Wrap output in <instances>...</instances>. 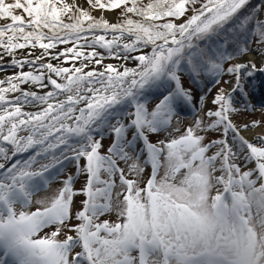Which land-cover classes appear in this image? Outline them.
Here are the masks:
<instances>
[{"label": "snow or ice", "instance_id": "snow-or-ice-1", "mask_svg": "<svg viewBox=\"0 0 264 264\" xmlns=\"http://www.w3.org/2000/svg\"><path fill=\"white\" fill-rule=\"evenodd\" d=\"M85 3L0 0V71L14 70L0 78V264H264V134H242L264 133V115L232 119L256 110L249 82L264 73V6L241 16L249 0ZM253 53L260 64L243 59ZM185 71L211 78L214 107L209 88L202 117L152 143L193 101ZM225 75L229 88L217 87ZM153 89L165 91L149 110ZM213 130L219 138L206 142ZM66 164L83 185L69 172L28 210ZM113 212L115 222L101 219ZM62 229L73 234L59 240Z\"/></svg>", "mask_w": 264, "mask_h": 264}, {"label": "rangeland", "instance_id": "rangeland-1", "mask_svg": "<svg viewBox=\"0 0 264 264\" xmlns=\"http://www.w3.org/2000/svg\"><path fill=\"white\" fill-rule=\"evenodd\" d=\"M69 3L72 2V0H68ZM80 3L87 8L88 5L85 3V0H80ZM264 6V4L262 5ZM92 15H94L95 17L99 18L101 15L104 16L105 19H107L110 22H117L118 21V12L113 10V11H103V10H92ZM151 47V46H149ZM147 49H144V51ZM103 51V50H101ZM106 62H111V63H115V60L112 59H108L106 60ZM128 67H134L135 66V62L129 60L124 62ZM2 68L3 70L0 71V78H4L7 75H10L13 73V69L10 67L9 63H4L2 64ZM24 71H28L29 69L27 67H25L23 69ZM15 71H19V69H16ZM200 77H202V81L199 83H192L191 86H185L187 87L186 89H191L192 94H193V101L190 104H185L183 102L179 103L177 105V114L173 117L171 124L168 127L167 131H162L159 133H155V134H149V140L152 143H157L160 140H170L172 138H176L179 135H182L184 130L189 127L192 126L194 124V121L198 118V117H202L203 115V110L201 107V102H200V97L205 95L206 93H208V89L212 88V92L211 94L208 95V107H214L213 105H211L210 101L212 99V97L215 95L216 93V88L212 87V84H210V78H206L204 75H201ZM231 79V78H230ZM229 80V79H227ZM224 79L222 78L221 83L217 86V87H222L225 89H228V85L223 83ZM258 81V87L260 83H264V73H259V79ZM190 85V82H188ZM210 84V85H209ZM29 87V86H28ZM171 87H174V85H172ZM37 91L39 89H36ZM255 93L254 91V78L249 82V91L251 93ZM164 89H153L151 91H149L146 95L151 94L152 98H150L149 102V110H151L152 108H154L155 104L158 103V100H156L157 98L160 97V94L162 92H164ZM251 93V94H252ZM256 107L255 112H242L240 114H233L232 119L233 122L237 125H243L244 123H251L252 120H257L259 121L262 117V115H264V109H262V105H264V98L263 99H255L254 103H253ZM176 129H179V131H176ZM203 134V133H200ZM264 134V133H261ZM260 134V135H261ZM104 150L107 149V147L110 145L111 143V138L108 137L107 133H104ZM220 133L213 130L209 133L206 134V142L207 140H211V139H216L219 138ZM256 136V135H254ZM254 136L250 139V141L256 142L254 141ZM130 138V136H129ZM103 151V150H102ZM25 156H27V154H24ZM18 158V157H16ZM21 158V157H19ZM83 163V162H82ZM68 164H66L65 169L63 171V175L60 176H55L53 177V179L50 181V183L48 184V186L38 192L36 195H34L33 197V204L31 206L30 211H34L37 207H40V205H37L35 203L36 200L38 199H44L45 197H51L54 193H56V191L62 186L61 181L64 178V176L68 175L69 172H71L72 174H74L75 179H76V184H75V188L79 189L83 183L85 182V177L82 175H77L75 174V165H71L68 166ZM121 167H125V165L123 163H121ZM248 168L252 167V164H249L247 166ZM244 170H247V168H245ZM151 168L150 165L146 168V171L144 173L145 177H147V175L150 174ZM160 175H163V169H161L160 171ZM83 197L82 196H77L75 198V203H76V207H74L72 209L73 214L78 210V206H79V202L80 200H82ZM101 219H109L110 221L115 222L117 220L116 214L115 212H113L111 214V216H104ZM76 221L73 220L72 223H75ZM56 230V226H50L48 228L43 229L40 233H38V237H42L45 234H50L52 231ZM66 234H73V233H68L67 229H62L60 234L58 235L57 239L59 240H63L65 238Z\"/></svg>", "mask_w": 264, "mask_h": 264}, {"label": "trees", "instance_id": "trees-1", "mask_svg": "<svg viewBox=\"0 0 264 264\" xmlns=\"http://www.w3.org/2000/svg\"><path fill=\"white\" fill-rule=\"evenodd\" d=\"M144 2L146 3L147 2V0H144ZM264 4V0H249V4H248V6H246L242 11H241V13H240V15L241 16H244V15H247V14H249V13H251L252 11H253V9H256L257 7H259V6H262ZM115 11H117L118 12V14H119V18H120V10H115ZM134 19L136 18V17H133ZM118 22V21H117ZM253 42H254V40H253ZM225 67H227V64H225ZM207 79L208 78H210V77H207V76H205ZM180 78H181V84H182V86L184 87V88H187V87H185V86H191V84L192 83H199V82H201L202 81V77H199L198 79H197V81H193V79L192 78H190V76H189V74H188V72H181L180 73ZM231 77H229V76H227V75H225V76H223V79L224 80H227V79H230ZM211 79V78H210ZM188 82H190V85H189V83ZM211 84V83H210ZM209 84V85H210ZM172 85H174V87H175V84L174 83H172L171 84V86ZM173 87V88H174ZM150 98H152V96L151 95H149V96H146L145 97V99L147 100V101H149L150 100ZM160 98V97H159ZM159 98H157L156 100H159ZM148 105H149V102H148ZM97 139H99L100 137L99 136H97L96 137ZM103 144H104V142H103ZM25 156V155H24ZM26 157V156H25ZM71 165H73V164H68V166H71ZM67 166V167H68ZM64 171V170H63Z\"/></svg>", "mask_w": 264, "mask_h": 264}, {"label": "bare ground", "instance_id": "bare-ground-1", "mask_svg": "<svg viewBox=\"0 0 264 264\" xmlns=\"http://www.w3.org/2000/svg\"><path fill=\"white\" fill-rule=\"evenodd\" d=\"M59 47H63V46H59ZM19 51H24L27 52L28 50H19ZM37 54H39V52L41 51L40 49H36L35 50ZM244 60H254L257 64H260L262 61L259 57V55L257 53H253L250 56H245L243 57ZM53 63H55V61H52ZM23 87H28V85H24ZM229 88V86H228ZM38 91H43L41 89H39ZM254 91L255 93H250V100L252 103H254L255 99H263L264 98V84H261L260 87H258L257 85L254 84ZM29 110H35V109H29ZM262 132L260 130L259 127L255 128V129H251V130H243L242 134L247 138V139H251L254 135H260Z\"/></svg>", "mask_w": 264, "mask_h": 264}, {"label": "water", "instance_id": "water-1", "mask_svg": "<svg viewBox=\"0 0 264 264\" xmlns=\"http://www.w3.org/2000/svg\"><path fill=\"white\" fill-rule=\"evenodd\" d=\"M145 51H150V47L147 50H145Z\"/></svg>", "mask_w": 264, "mask_h": 264}]
</instances>
